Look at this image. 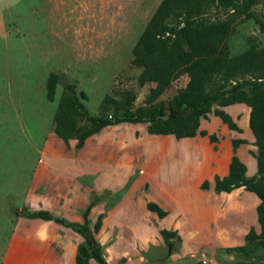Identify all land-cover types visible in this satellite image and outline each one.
Here are the masks:
<instances>
[{
  "label": "rangeland",
  "instance_id": "374dc122",
  "mask_svg": "<svg viewBox=\"0 0 264 264\" xmlns=\"http://www.w3.org/2000/svg\"><path fill=\"white\" fill-rule=\"evenodd\" d=\"M160 1L0 0V264H76L83 240L78 233L22 214L46 209L81 222L80 210L93 194L101 201L91 208L90 219L104 214L94 238L110 264L121 259V264L245 259L225 248L245 244L250 228L260 232V202L243 187L228 195L213 188L214 176L227 172L234 154L248 176L257 173V147L245 103L220 106L238 130L210 112L200 120L206 135L180 139L149 134L146 123L107 126L81 146L76 139L63 142L53 131L60 88L54 101L46 99L45 79L51 71L82 92L93 114L102 112L105 95L119 97L125 89L135 92L134 106L144 104L155 84H138L141 68L132 63V48ZM237 1L251 17L238 13L234 19L229 52L252 47L264 74V33L259 28L264 0ZM228 12L214 5L210 15L224 18ZM187 81L186 74L180 75L156 101L167 105ZM215 83L212 76L206 89ZM235 138L243 141L234 149ZM152 203L165 212L163 218L151 210ZM163 228L176 233L177 249L171 254L166 253ZM224 234L233 239L223 240ZM253 256L264 264L263 248Z\"/></svg>",
  "mask_w": 264,
  "mask_h": 264
},
{
  "label": "trees",
  "instance_id": "16d2710c",
  "mask_svg": "<svg viewBox=\"0 0 264 264\" xmlns=\"http://www.w3.org/2000/svg\"><path fill=\"white\" fill-rule=\"evenodd\" d=\"M214 5L228 9V14L224 18L210 15ZM238 13L244 14L245 19L251 17L246 8H239L237 0H161L132 48V63L141 68L138 84H155L142 105L134 106L135 92L125 89L119 97L105 95L100 103L102 112L93 114L84 104L82 92L56 71H51L45 79V96L48 101H54L60 88L53 131L65 143L76 139L77 146L101 129L120 123H146L149 134L173 135L177 139L206 135L205 130L199 129L200 120L210 112L229 129L238 130L230 114L220 106L237 102L249 106L248 125L257 147L253 153L257 173L248 176L246 165L234 154L228 173L214 176L213 188L217 193H229L243 187L260 199L257 206L260 232L250 228L245 244L225 248L245 258L229 264H258L253 254L259 247L264 249V74L259 71V55L252 47L235 55L229 52L227 38ZM259 28L264 33V21L259 22ZM182 74L188 76L185 87L171 96L167 105H160L157 98ZM212 76L216 77V83L207 90L206 84ZM215 104L219 107L212 108ZM209 137L211 141L217 139L214 134ZM242 141L233 139L232 147L235 149ZM207 186L208 181H204L203 187ZM100 201V196L92 195L80 210L81 222L56 216L46 209L30 210L22 215L53 221L78 233L83 240L77 248L76 264H91V260L110 264L102 245L94 238L104 214L100 213L94 222L89 217L91 208ZM150 208L158 217H164L165 212L157 204L152 203ZM160 233L166 253L171 254L177 249L176 233L165 228Z\"/></svg>",
  "mask_w": 264,
  "mask_h": 264
},
{
  "label": "crops",
  "instance_id": "0c3cea01",
  "mask_svg": "<svg viewBox=\"0 0 264 264\" xmlns=\"http://www.w3.org/2000/svg\"><path fill=\"white\" fill-rule=\"evenodd\" d=\"M151 17V16H150ZM149 17V18H150ZM149 20V19H148ZM147 20V21H148ZM147 21L144 23V25H143V27H142V29L141 30H143V28H144V26L146 25V23H147ZM230 163V162H229ZM229 167V166H228ZM228 173V170H227V172L224 174V175H226ZM224 175H222V176H224ZM222 176H220V177H222ZM234 191V190H233ZM233 191H231V192H233ZM249 191H247V192H245V193H248ZM220 193H226V192H220ZM227 194V193H226ZM228 195V194H227ZM256 202H260V199L259 200H256ZM227 234V233H226ZM226 234H224V238H222L223 240H232L233 239V237L230 235L229 236V234L228 235H226Z\"/></svg>",
  "mask_w": 264,
  "mask_h": 264
},
{
  "label": "water",
  "instance_id": "95a60500",
  "mask_svg": "<svg viewBox=\"0 0 264 264\" xmlns=\"http://www.w3.org/2000/svg\"><path fill=\"white\" fill-rule=\"evenodd\" d=\"M159 262H149L147 264H158Z\"/></svg>",
  "mask_w": 264,
  "mask_h": 264
}]
</instances>
